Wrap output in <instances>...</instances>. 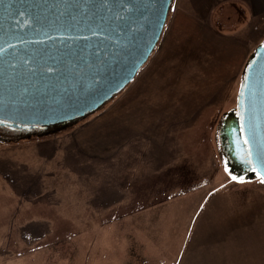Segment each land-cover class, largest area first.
Returning a JSON list of instances; mask_svg holds the SVG:
<instances>
[{
	"label": "rangeland",
	"instance_id": "obj_1",
	"mask_svg": "<svg viewBox=\"0 0 264 264\" xmlns=\"http://www.w3.org/2000/svg\"><path fill=\"white\" fill-rule=\"evenodd\" d=\"M241 4L255 9V31L245 35L253 53L264 43V0H173L143 67L153 76L151 94L174 89L178 68L195 56L169 50L207 44L198 30L211 29L210 23L233 33L244 21ZM175 14L187 17L173 29L184 34L178 42L172 31L168 34L178 20ZM240 29L236 39L248 31ZM189 35L199 42L187 44ZM166 40L175 46L168 48ZM163 44L159 55L171 59L166 65L155 54ZM198 65L201 76L198 83L193 81L197 92L187 90L192 101L176 105L192 110L191 128L177 140L180 148L173 156L160 154L159 170L151 175L135 156L109 163L102 157L105 151L98 150L99 145L112 148L107 135L112 122L104 113L120 109L119 104L142 92L132 83L98 112L48 131L0 126V264H264V183L256 173L243 177L232 171L220 133L225 118L236 113L244 70ZM206 74L217 75L204 84ZM217 79L220 85L214 86V95L197 116L204 90ZM73 132L81 137L73 138L71 158L64 163L58 139ZM196 148L204 151L203 158ZM212 174H220L219 181H213Z\"/></svg>",
	"mask_w": 264,
	"mask_h": 264
},
{
	"label": "water",
	"instance_id": "obj_2",
	"mask_svg": "<svg viewBox=\"0 0 264 264\" xmlns=\"http://www.w3.org/2000/svg\"><path fill=\"white\" fill-rule=\"evenodd\" d=\"M173 0H0V121L74 122L120 93L155 49ZM227 157L264 176V43L245 70ZM225 133V134H224ZM248 155L245 157V155Z\"/></svg>",
	"mask_w": 264,
	"mask_h": 264
},
{
	"label": "crops",
	"instance_id": "obj_3",
	"mask_svg": "<svg viewBox=\"0 0 264 264\" xmlns=\"http://www.w3.org/2000/svg\"><path fill=\"white\" fill-rule=\"evenodd\" d=\"M243 2L246 3V1ZM240 8L243 12L244 21L240 24L239 29L233 31V33L228 30L221 31L222 28L220 30H216L214 24L210 23L211 29L198 30L205 34L201 38H205L207 44L189 46L187 50L182 51L174 49L169 50V52L173 54L189 51L190 54L195 55L192 60L185 58L187 64H183V67L178 68L181 73L174 78V89L170 86L167 93L160 92L157 94H151L152 83L154 81L153 76L149 77L145 72V68L140 70L137 77H135L136 79L133 80L130 86H139L142 92L136 94L131 100L126 101L124 105L119 104L120 109L110 111V113H108V111L104 113V117L107 118L109 122H112V131L110 134L105 133L111 136L112 148H106L103 145L98 146V150L102 149V153L105 151V155L103 154L102 157H104L106 162L115 163L119 158H125L124 160H128L129 157L135 156L137 158L136 162L139 166L146 163L149 174L151 175L155 170H157V172L159 170L160 154L174 155L175 151L180 148L176 145L177 140L184 138L187 130L191 128L189 125L192 124V122H190L192 118V110L186 109L184 106L176 107V105L177 103L183 104L185 102L192 101L191 98L186 97L187 90L192 93L193 91L195 93L197 92L198 84H195L197 87L195 88L193 86V81L195 80V82L198 83L201 76V67L198 63H207L210 69L219 71H222L224 68L240 69V71H242L250 58L249 54H252L250 50V41L245 39V35L247 36L250 32L252 35L255 31L254 20L251 21V19L254 18L253 14L255 13V9H249L244 6V4H241ZM174 16L177 17L178 20L174 23L173 28L168 31V34L172 31L171 35L173 36L171 37L174 38L175 42H178V39L184 34L181 30L173 29L179 21L185 20L187 17L186 15L182 17V14H175ZM250 24H253V26H250L249 28ZM240 28H246L248 31H244L242 39H236L235 37L240 36V34H234L239 33L242 30ZM187 32L195 38L198 37V35H193L194 33H198L193 29L188 28ZM191 35H189L187 39V44H195V42H199L198 40H195V38H190L192 37ZM215 38L217 42L214 43ZM167 41L168 40H166L165 43ZM166 44L168 48H173L175 46L171 43ZM163 50L164 44L159 47V50L155 54H162ZM237 53H242V55L237 57ZM159 57L160 60H164V65L171 61V59L166 56L159 55ZM218 58L223 60V62L219 63L217 61ZM216 75L217 74H206L203 77L205 80L204 84L209 82ZM227 76L229 78V74H227ZM219 79L209 83L207 88L204 90L203 93L204 95L206 94L205 100L201 105H197V109L195 110L197 111V116L199 114L201 115L205 110L207 105V102L205 101L208 97H212L214 95L215 91H212L214 86L216 84L220 85ZM222 79L225 78L223 77ZM130 88L132 87H129L128 90ZM148 103L151 104L149 109ZM154 118H157L158 120L155 121ZM161 118H165V121L161 120ZM146 120L150 121H148V124L144 125L143 122ZM75 137H81L80 133L73 132L67 138L61 137L58 139V149H60L61 155L62 153L64 155H62L64 163L68 158H71L70 148L75 146V143L73 142V138ZM102 143L104 144L103 141ZM105 143L108 144L109 140H105ZM199 150L202 149L198 148L197 151ZM102 153L97 151V154L99 155ZM204 154L205 153L202 150L201 158H203ZM206 156L207 155H205V158ZM218 176H220V174H212L213 181H219ZM228 184L230 185L233 183H229V181H227V185Z\"/></svg>",
	"mask_w": 264,
	"mask_h": 264
},
{
	"label": "flooded vegetation",
	"instance_id": "obj_4",
	"mask_svg": "<svg viewBox=\"0 0 264 264\" xmlns=\"http://www.w3.org/2000/svg\"><path fill=\"white\" fill-rule=\"evenodd\" d=\"M239 113L236 114V116L238 117ZM0 126L1 127H5V130L7 129H11L5 122L3 121H0ZM225 134V133H224ZM222 148L225 150V156L227 157L226 155V151L227 149H229L230 145H231V142L229 141L228 142V139L226 138L224 140V142L222 143ZM248 155L246 154L245 157H247ZM229 160V163L230 165L232 166V171H235L236 175H239V176H245V175H249V174H253L255 173V171L253 170L252 168V165H251V162L250 161H246V164L250 166L249 169H246L245 171L240 169L239 166L237 164H234L230 159L229 157L227 158Z\"/></svg>",
	"mask_w": 264,
	"mask_h": 264
},
{
	"label": "snow or ice",
	"instance_id": "obj_5",
	"mask_svg": "<svg viewBox=\"0 0 264 264\" xmlns=\"http://www.w3.org/2000/svg\"><path fill=\"white\" fill-rule=\"evenodd\" d=\"M234 180L237 179L236 177H232ZM261 182L264 183V176L261 177Z\"/></svg>",
	"mask_w": 264,
	"mask_h": 264
},
{
	"label": "trees",
	"instance_id": "obj_6",
	"mask_svg": "<svg viewBox=\"0 0 264 264\" xmlns=\"http://www.w3.org/2000/svg\"><path fill=\"white\" fill-rule=\"evenodd\" d=\"M27 129H29V128H23L22 130H27ZM10 130H12V129H10ZM43 130H45V129H43ZM17 131H20V130H17ZM58 131H60V128H59V130ZM46 133V132H45Z\"/></svg>",
	"mask_w": 264,
	"mask_h": 264
}]
</instances>
